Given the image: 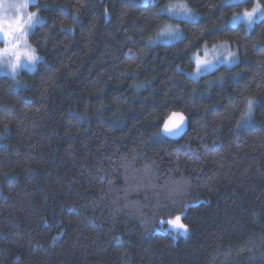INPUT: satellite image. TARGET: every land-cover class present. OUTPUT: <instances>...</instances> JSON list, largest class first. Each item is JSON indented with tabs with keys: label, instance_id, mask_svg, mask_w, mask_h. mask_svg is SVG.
<instances>
[{
	"label": "trees",
	"instance_id": "trees-1",
	"mask_svg": "<svg viewBox=\"0 0 264 264\" xmlns=\"http://www.w3.org/2000/svg\"><path fill=\"white\" fill-rule=\"evenodd\" d=\"M168 2L31 6L41 59L0 75V264H264V20L230 28L251 0H187L198 19L184 39L152 44L177 23L152 16ZM218 42L237 63L187 75ZM172 110L188 117L178 139L158 135ZM177 186L175 211L158 210ZM181 211L187 235L162 231Z\"/></svg>",
	"mask_w": 264,
	"mask_h": 264
},
{
	"label": "snow or ice",
	"instance_id": "snow-or-ice-1",
	"mask_svg": "<svg viewBox=\"0 0 264 264\" xmlns=\"http://www.w3.org/2000/svg\"><path fill=\"white\" fill-rule=\"evenodd\" d=\"M249 0H223V4L228 7L240 8L242 4L248 3ZM149 3L156 5L158 0H143L144 5ZM30 6H35L34 0H16L13 3H0V9L4 13H11L13 19L10 21L7 16L0 17V43L4 47L0 48V68L6 69L7 75H10L13 80L19 75L21 70L32 71L38 65L41 57L36 54L35 49L27 45V37L31 31L40 24L41 17L38 11H28ZM105 16H108V9H104ZM154 19L161 17H168L169 20H175L177 23L171 25L165 23L160 26L159 31L156 33L155 39L150 38L152 44H159L163 46L175 45L178 41L184 39L180 24L185 25L197 22V15L188 6L187 0H169L168 3L158 7L157 11L152 13ZM76 16H73L75 22ZM258 20H264V3L261 0H251V8L244 7L241 11L233 12L232 18L229 21V27L243 23L246 28L251 29ZM25 45L21 48V45ZM205 47L204 58L199 55V49L194 55L195 71L190 73L195 78L200 75L213 71L218 64L233 65L237 63V53L230 50L227 42L220 45H213V56L209 59V52ZM256 105L254 97L246 98L241 112L240 119L237 121V129H247L250 126V121L253 116V109ZM186 126V117L181 112H171L162 120V126L158 133L161 137L175 138L179 137ZM6 127V125H5ZM184 194V189L177 186L169 195L168 204H157L158 210L161 208L170 211H175V205L179 202L178 198ZM188 207L187 204L184 205ZM183 212L175 215L174 218L165 220L161 216L158 225L163 226L167 224L168 228H162V231L168 232L169 235H187L189 228L186 224L182 223ZM55 239V238H54Z\"/></svg>",
	"mask_w": 264,
	"mask_h": 264
},
{
	"label": "rangeland",
	"instance_id": "rangeland-1",
	"mask_svg": "<svg viewBox=\"0 0 264 264\" xmlns=\"http://www.w3.org/2000/svg\"><path fill=\"white\" fill-rule=\"evenodd\" d=\"M13 2H16V0H0V3H13ZM34 2H36V0H34ZM190 7V6H189ZM191 8V7H190ZM249 9L251 8V6L250 7H248ZM192 9V8H191ZM193 10V9H192ZM28 11H30V12H36V11H38L37 10V8L36 7H33V8H31V6L29 7V9H28ZM193 12L197 15V13L193 10ZM38 15L41 17V21L43 20V17L38 13ZM4 16H7V19L10 21L11 19H13V16H12V14L9 12V13H4V11L2 10V9H0V17H4ZM232 18V17H231ZM231 18H230V20H231ZM168 24H171V25H175V24H173V23H171V22H168ZM159 31V30H158ZM156 36V35H155ZM155 36H154V38L153 39H155ZM220 44H223V42H218V43H215V45H220ZM228 44V43H227ZM27 45H30V43L28 42V37H27ZM213 45L214 44H212V45H210V46H206V49L208 50V52H209V59H211L212 58V56H213V53H212V48H213ZM25 45H21V48H23ZM31 46V45H30ZM4 47V45H3V43H0V48H3ZM228 47H229V49L230 50H232L233 51V49H231L230 48V46H229V44H228ZM31 48H33L32 46H31ZM34 49V48H33ZM204 52H205V47H202L201 49H200V51H199V55H200V57L203 59L204 58ZM197 52H195V53H193L192 54V60H193V62H194V68H193V70L192 71H190V72H187V75H189V76H191L192 78H195V77H193L192 75H190V73H193L194 71H195V61H194V59H193V57H194V55L196 54ZM37 54V53H36ZM38 55V54H37ZM221 64H223V63H221ZM221 64H218L216 67H218L219 65H221ZM224 65H226V66H230V65H228V64H224ZM6 73V69H4V68H0V75H7V74H5ZM19 74H20V72H19ZM8 76H10V75H8ZM168 227H170V226H165V227H163V228H168Z\"/></svg>",
	"mask_w": 264,
	"mask_h": 264
},
{
	"label": "water",
	"instance_id": "water-1",
	"mask_svg": "<svg viewBox=\"0 0 264 264\" xmlns=\"http://www.w3.org/2000/svg\"><path fill=\"white\" fill-rule=\"evenodd\" d=\"M173 111H175V112H181V113H183L184 115H185V117H186V126H185V128H184V131H183V133L179 136V137H175V138H172V139H178V138H180L186 131H187V129H188V117H187V115L183 112V111H181V110H172V111H170L168 114H170L171 112H173ZM167 114V115H168ZM166 115V116H167ZM165 116V117H166ZM164 117V118H165ZM162 126V123H161V125H160V127ZM160 129V128H159Z\"/></svg>",
	"mask_w": 264,
	"mask_h": 264
}]
</instances>
